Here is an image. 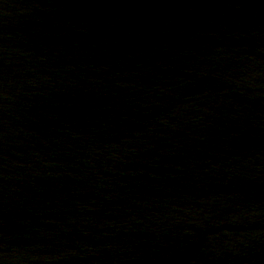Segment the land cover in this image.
<instances>
[{
	"label": "water",
	"instance_id": "95a60500",
	"mask_svg": "<svg viewBox=\"0 0 264 264\" xmlns=\"http://www.w3.org/2000/svg\"><path fill=\"white\" fill-rule=\"evenodd\" d=\"M0 264H264V0H0Z\"/></svg>",
	"mask_w": 264,
	"mask_h": 264
}]
</instances>
